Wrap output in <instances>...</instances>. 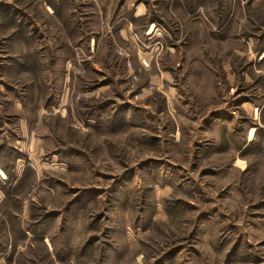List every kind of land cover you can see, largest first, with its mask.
<instances>
[{
  "label": "rangeland",
  "instance_id": "obj_1",
  "mask_svg": "<svg viewBox=\"0 0 264 264\" xmlns=\"http://www.w3.org/2000/svg\"><path fill=\"white\" fill-rule=\"evenodd\" d=\"M74 1L0 0V264H264V0Z\"/></svg>",
  "mask_w": 264,
  "mask_h": 264
},
{
  "label": "crops",
  "instance_id": "obj_2",
  "mask_svg": "<svg viewBox=\"0 0 264 264\" xmlns=\"http://www.w3.org/2000/svg\"><path fill=\"white\" fill-rule=\"evenodd\" d=\"M42 2L44 4V7L47 8V9H50V10L55 9V8H59L62 5H64L67 9L70 8L71 12L75 8V6H74L75 1L74 0H53V4L50 3V0H42ZM142 8L143 7L141 5L136 6L135 9L133 8V17L134 18H137V17H139V16L144 14L143 11H142L143 10ZM119 20H120V23H121V22H123L125 20V18H122V19H119ZM123 25H126V22L123 23ZM122 39H126V37L123 36ZM70 41H73V39H70ZM93 42L95 43V40L92 37L91 40H89V47L90 48L92 47ZM23 54H24V57H29V53L24 52ZM6 57L8 59L6 61L4 69L0 72V83L3 84V85L5 84V86L10 88V81H8V80L6 81L5 78H4L5 76H8V77L10 76V51H9L8 55H6ZM12 67H13L15 73H20V72L23 73L25 71L30 70V68H29L30 65H28V63H25L24 60L21 62V65H13ZM17 152L20 154L22 151L18 150ZM6 175L7 174L4 173L3 177L7 179Z\"/></svg>",
  "mask_w": 264,
  "mask_h": 264
},
{
  "label": "bare ground",
  "instance_id": "obj_3",
  "mask_svg": "<svg viewBox=\"0 0 264 264\" xmlns=\"http://www.w3.org/2000/svg\"><path fill=\"white\" fill-rule=\"evenodd\" d=\"M254 131H255V129H252L251 130V136H253Z\"/></svg>",
  "mask_w": 264,
  "mask_h": 264
}]
</instances>
